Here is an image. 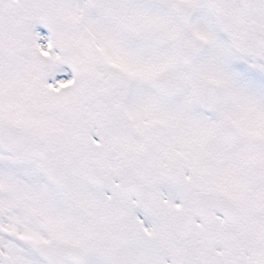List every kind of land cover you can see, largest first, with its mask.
<instances>
[{"label": "snow or ice", "instance_id": "6c2138e0", "mask_svg": "<svg viewBox=\"0 0 264 264\" xmlns=\"http://www.w3.org/2000/svg\"><path fill=\"white\" fill-rule=\"evenodd\" d=\"M0 264H264V0H0Z\"/></svg>", "mask_w": 264, "mask_h": 264}]
</instances>
